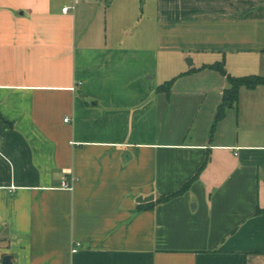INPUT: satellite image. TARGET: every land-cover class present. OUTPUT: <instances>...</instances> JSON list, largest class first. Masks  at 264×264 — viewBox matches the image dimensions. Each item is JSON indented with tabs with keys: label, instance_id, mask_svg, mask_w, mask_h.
I'll return each mask as SVG.
<instances>
[{
	"label": "crops",
	"instance_id": "obj_1",
	"mask_svg": "<svg viewBox=\"0 0 264 264\" xmlns=\"http://www.w3.org/2000/svg\"><path fill=\"white\" fill-rule=\"evenodd\" d=\"M223 61L264 76V0H0V257L264 264V86L213 132L187 74Z\"/></svg>",
	"mask_w": 264,
	"mask_h": 264
},
{
	"label": "trees",
	"instance_id": "obj_2",
	"mask_svg": "<svg viewBox=\"0 0 264 264\" xmlns=\"http://www.w3.org/2000/svg\"><path fill=\"white\" fill-rule=\"evenodd\" d=\"M204 69H209V70H213L215 72H218L222 76L226 77L228 84H229V88L226 89L223 93L222 103L219 106L218 111H217L215 124H214L213 130H212L214 132L216 129V126L225 118L227 111L229 109L235 108L238 105L241 90L243 88L255 89L257 87L264 86V76L250 75V76H245V77H233L227 72L224 61L215 63L213 65H205L198 70L193 69V70L189 71L187 74H191V73L201 71ZM174 81L175 80L173 79V80L165 83L164 85L158 87V90L169 93L171 88H172ZM196 178H197V176L193 180L187 182L182 187L181 190L160 197L158 199L157 203H165V202H168L170 200H173V199L179 197L180 195H182L184 192H186L190 188L192 182ZM146 208H148V207H146ZM257 213L258 214L264 213V210L258 209Z\"/></svg>",
	"mask_w": 264,
	"mask_h": 264
},
{
	"label": "built area",
	"instance_id": "obj_3",
	"mask_svg": "<svg viewBox=\"0 0 264 264\" xmlns=\"http://www.w3.org/2000/svg\"><path fill=\"white\" fill-rule=\"evenodd\" d=\"M80 0H74V2H75V4H77L78 2H79ZM74 9V7H65L64 9H63V13H69L71 10H73ZM66 122L68 121V119L67 120H65ZM63 187L64 188H66V189H69V190H72L73 189V187L68 183V182H64L63 183ZM78 248H79V244H77L76 246H75V248L73 249V253H76L77 251H78Z\"/></svg>",
	"mask_w": 264,
	"mask_h": 264
},
{
	"label": "water",
	"instance_id": "obj_4",
	"mask_svg": "<svg viewBox=\"0 0 264 264\" xmlns=\"http://www.w3.org/2000/svg\"><path fill=\"white\" fill-rule=\"evenodd\" d=\"M187 64H189V63H187ZM153 199H154L153 197H150V198L145 199V200L140 199L139 202L140 203H146V202L152 201ZM12 260H13L12 256L5 255L3 257H0V264H13Z\"/></svg>",
	"mask_w": 264,
	"mask_h": 264
},
{
	"label": "rangeland",
	"instance_id": "obj_5",
	"mask_svg": "<svg viewBox=\"0 0 264 264\" xmlns=\"http://www.w3.org/2000/svg\"><path fill=\"white\" fill-rule=\"evenodd\" d=\"M248 75H259V74H248ZM248 75H247V76H248ZM243 76H246V75H243ZM241 77H242V76H241Z\"/></svg>",
	"mask_w": 264,
	"mask_h": 264
}]
</instances>
